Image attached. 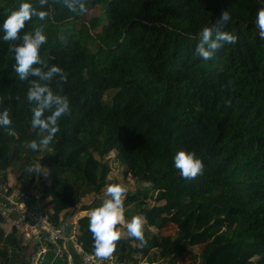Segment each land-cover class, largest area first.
Listing matches in <instances>:
<instances>
[{"label": "trees", "instance_id": "16d2710c", "mask_svg": "<svg viewBox=\"0 0 264 264\" xmlns=\"http://www.w3.org/2000/svg\"><path fill=\"white\" fill-rule=\"evenodd\" d=\"M20 2L0 0V23ZM29 2L47 15L32 17L18 35L42 29L40 66L59 67L65 79L40 83L68 99V112L49 144L35 151L27 146L46 132L31 127L29 84L14 71L9 48L20 41L0 40V111L7 109L11 121L0 126V185L12 170L30 195L40 175L26 169H47L40 199L58 225L64 211L99 194L113 153L125 176L148 184L124 201L125 220L137 216L146 223L143 241L120 236L113 253L120 261L141 264L154 255L178 264L201 240L206 247L199 264H264V39L255 25L264 0H83V13L70 12L63 0ZM96 7L107 23L102 15L86 19ZM226 10L231 19L215 27L236 41L203 60L194 53L200 33ZM70 23L81 28H68ZM179 150L202 161L201 174L180 177L172 163ZM150 198L155 204H148ZM176 210L178 229L164 236ZM4 222L0 212V264H30L23 236L15 229L7 234ZM77 230L78 242L93 254L88 216L78 220ZM197 258L191 254L188 264Z\"/></svg>", "mask_w": 264, "mask_h": 264}, {"label": "clouds", "instance_id": "9594fccd", "mask_svg": "<svg viewBox=\"0 0 264 264\" xmlns=\"http://www.w3.org/2000/svg\"><path fill=\"white\" fill-rule=\"evenodd\" d=\"M46 0H40L41 6ZM64 6L70 12L83 13L86 8L83 0H63ZM47 15L44 10H37L29 0H21L18 7L8 14L0 23V40L17 41L19 43L10 45L9 50L14 56V71L22 81L27 80L29 87L26 92V99L34 103L31 108V127L46 132L39 142L32 140L28 147L33 151L41 145H47L58 131L57 122L59 118L68 112V99L59 94H54L47 83L54 76L64 80L62 69L52 65L43 68L39 55L41 45L46 42V36L41 28H35L31 32H24L18 35L25 28V23L32 17L43 20ZM231 19L228 11L220 13L219 19L210 26L205 27L200 33L199 42L196 44L194 53L203 60H209L215 50L223 43H235L236 37L227 31H219L215 25H224ZM255 25L259 29L258 37L264 39V8L256 12ZM36 65V66H34ZM35 77L36 79H29ZM47 113V115H45ZM11 121L7 109L0 111V126H8ZM173 167L178 170L183 179H193L201 174L203 169L202 161L191 151L179 150L172 158ZM29 173L41 172L36 166L26 169ZM47 174V173H45ZM126 191L120 184H110L106 188L107 198L100 206L93 208L88 213V231L92 236L94 255L100 258H107L116 250L117 242L121 232L117 225H126L127 234L130 238L143 241L142 221L139 217L133 216L126 221L122 207V195Z\"/></svg>", "mask_w": 264, "mask_h": 264}, {"label": "built area", "instance_id": "2783aa9c", "mask_svg": "<svg viewBox=\"0 0 264 264\" xmlns=\"http://www.w3.org/2000/svg\"><path fill=\"white\" fill-rule=\"evenodd\" d=\"M5 200L6 206L0 205V212L5 222L27 241L24 245L32 247L30 264H44L48 248L58 257H63L65 254L69 255V247L78 254L81 264H125L114 254L100 258L94 253L86 252L77 240V225L72 228L71 235H66L61 225L49 220L46 201L38 198L28 202L17 201L14 196H7Z\"/></svg>", "mask_w": 264, "mask_h": 264}, {"label": "rangeland", "instance_id": "374dc122", "mask_svg": "<svg viewBox=\"0 0 264 264\" xmlns=\"http://www.w3.org/2000/svg\"><path fill=\"white\" fill-rule=\"evenodd\" d=\"M101 8H104V10H105V5L101 6ZM101 8L96 7L93 10H90L89 12H87L86 16H85L86 19L88 20V19H91L95 16L102 15ZM102 18H103V23H107V18H106L105 12H104V15H102ZM68 28H75L76 30H79L81 28V26L79 23H70L68 25ZM89 47L91 49H95V43L93 41H89ZM112 96H113V93L108 92L105 96V101L107 103H109L112 99ZM106 161H108V163L111 167V172L107 178L106 183L102 186V188H101V190L97 196L90 195V196L86 197L84 199V201H82V203H86L87 205H91L94 201L98 202L99 200H101V202H103L107 198V194H106L107 186L110 184H120V185L124 186L126 189V191L122 195V207H123V211H125L126 206L124 205V201H125L126 197H128L131 194L136 193L138 191V189H140V188L148 187L147 186L148 184H145V183L141 184L138 181H136L135 179H133L132 177L125 176L124 173H125L126 167L120 161H118L115 158V154L112 153L111 155H109L107 157ZM40 171L44 172V173L40 174V177L36 182L35 190H33L30 193V195H27V197H29V198H36L37 197L38 199H40L42 183L44 181L48 180V170L42 169ZM45 173H47V174H45ZM5 188H6V190L7 189H13L14 191L12 192V194L19 195L22 193L23 187L18 184L17 175L12 170H9L7 172V183L5 184V186H2L3 190ZM5 202H6V200H5ZM148 204H151V205L155 204L154 199L153 198L148 199ZM76 209H79V208L76 207ZM87 215H88V213H87ZM77 216H79V215L77 214ZM168 217H169L171 222H169L168 226L164 230H162L161 234H163L164 236H170L171 234L176 232V230L178 229L179 223H180L181 215L179 213V210H176V211H174V213L168 215ZM139 218L142 221V227H144L145 226V220L142 217H139ZM5 228L9 229L10 227L7 226ZM118 228L120 229L122 237H125V238L128 237L126 225L121 224L120 227H118ZM151 230L154 233L158 232V230L155 228H151ZM205 247H206V244L204 243V241L202 242L201 240H199V242L195 241V243L190 244L188 246V249H187V252L185 254L184 259L182 261H180L178 264H188L189 263V257L191 254H197L198 255V258L196 260V264H199L201 252L204 251ZM0 249H1V245H0ZM31 252H32V247L30 246L28 253H31ZM150 257H151L150 259L149 258L144 259L141 264H148L152 259L154 261L150 262L149 264H167L168 263L167 261L164 262L160 258H155L154 255H151ZM247 264H254V259L250 260V262H248Z\"/></svg>", "mask_w": 264, "mask_h": 264}, {"label": "crops", "instance_id": "0c3cea01", "mask_svg": "<svg viewBox=\"0 0 264 264\" xmlns=\"http://www.w3.org/2000/svg\"><path fill=\"white\" fill-rule=\"evenodd\" d=\"M7 191H8V189L6 190V188H5L3 190L2 186H0V205L1 206H6L5 199L7 197V195H6ZM10 196H14L17 201H24V202L25 201L28 202V200H30V199H35V198L29 199V197L25 196L23 193H21L19 195L11 194ZM83 205H87V204L82 203L79 207H77L79 209L75 208V209H71V210H66L61 214L59 225H61L64 228L66 235L72 234V228L75 225H77L79 219H81L85 216H88L87 215V213H89L88 211H81V207ZM77 214L79 216H77ZM145 223H146V221H145ZM7 226H9L10 228L6 229L5 227H7ZM2 227L4 228V230L7 234L11 233L13 230L12 227L9 224H7L6 222H4ZM150 230H151V228H150ZM26 243H27V241L24 239V244H26ZM28 247H30V245H28ZM68 254L69 255L65 254V256H63V257H58L53 250L48 248L46 251V254L44 256V264H81L80 257L73 250L72 247H69V253Z\"/></svg>", "mask_w": 264, "mask_h": 264}]
</instances>
